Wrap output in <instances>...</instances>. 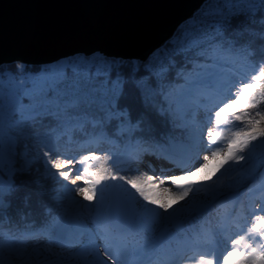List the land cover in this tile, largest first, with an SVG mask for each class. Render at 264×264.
<instances>
[{"label": "snow or ice", "instance_id": "6c2138e0", "mask_svg": "<svg viewBox=\"0 0 264 264\" xmlns=\"http://www.w3.org/2000/svg\"><path fill=\"white\" fill-rule=\"evenodd\" d=\"M26 187L0 264H264V0H200L140 57L0 54V216Z\"/></svg>", "mask_w": 264, "mask_h": 264}, {"label": "water", "instance_id": "95a60500", "mask_svg": "<svg viewBox=\"0 0 264 264\" xmlns=\"http://www.w3.org/2000/svg\"><path fill=\"white\" fill-rule=\"evenodd\" d=\"M200 0H0V54L40 65L65 53L103 49L144 56Z\"/></svg>", "mask_w": 264, "mask_h": 264}, {"label": "trees", "instance_id": "16d2710c", "mask_svg": "<svg viewBox=\"0 0 264 264\" xmlns=\"http://www.w3.org/2000/svg\"><path fill=\"white\" fill-rule=\"evenodd\" d=\"M48 187H56L55 182L50 179L42 180ZM5 215L0 216V232H3L9 220L22 223L29 216L38 219L43 215L44 208L40 198L36 195V189L26 187L13 198L11 205L6 208Z\"/></svg>", "mask_w": 264, "mask_h": 264}, {"label": "bare ground", "instance_id": "6f19581e", "mask_svg": "<svg viewBox=\"0 0 264 264\" xmlns=\"http://www.w3.org/2000/svg\"><path fill=\"white\" fill-rule=\"evenodd\" d=\"M162 167H165V165L162 164L158 165V168H162Z\"/></svg>", "mask_w": 264, "mask_h": 264}, {"label": "rangeland", "instance_id": "374dc122", "mask_svg": "<svg viewBox=\"0 0 264 264\" xmlns=\"http://www.w3.org/2000/svg\"><path fill=\"white\" fill-rule=\"evenodd\" d=\"M77 174H79V173H77Z\"/></svg>", "mask_w": 264, "mask_h": 264}]
</instances>
